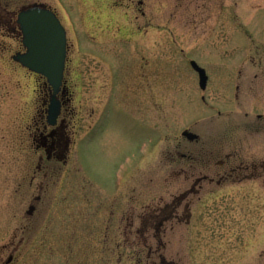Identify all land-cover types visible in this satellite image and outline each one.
Instances as JSON below:
<instances>
[{"label": "rangeland", "instance_id": "1", "mask_svg": "<svg viewBox=\"0 0 264 264\" xmlns=\"http://www.w3.org/2000/svg\"><path fill=\"white\" fill-rule=\"evenodd\" d=\"M32 2L67 28L69 146L52 160L40 147L46 81L13 60L20 40L0 25V264H264V169L258 185L241 184L240 173L216 184L228 152L240 157L232 167L264 161V131L243 120L247 103L226 106L233 90L215 68L225 39L244 43L239 24L264 51V0H12L5 11ZM191 60L211 77L205 91ZM251 72L243 69V101L256 85L264 110V76L250 85ZM192 185L203 188L189 197L192 216L181 207L164 233L158 221L142 232L140 219L152 209L161 216Z\"/></svg>", "mask_w": 264, "mask_h": 264}, {"label": "flooded vegetation", "instance_id": "2", "mask_svg": "<svg viewBox=\"0 0 264 264\" xmlns=\"http://www.w3.org/2000/svg\"><path fill=\"white\" fill-rule=\"evenodd\" d=\"M6 1V0H5ZM10 2L12 0H9ZM9 1L7 0L5 8H8V3ZM33 5H39L35 2H32L30 4H28L27 6L22 5L17 11L13 10L12 12L9 11H5L7 9H5L2 5V3L0 2V9H4V13L2 14V10H0V25L3 24V26H7V30L11 33V35L19 38L20 40V44H21V50L17 51V53H23L25 51L23 45H22V32L20 30V27L17 23V16L18 14L22 11V10H27L29 8H31ZM43 8H47L51 11H53L55 14L56 11L49 8V7H45L43 5H41ZM58 16V14H57ZM15 17V18H14ZM59 17V16H58ZM60 19V18H59ZM235 20V19H234ZM61 21V19H60ZM63 24V23H62ZM214 24V23H213ZM230 24V23H229ZM228 24V25H229ZM64 26V24H63ZM255 26V25H254ZM65 27V26H64ZM249 28L251 27H246L243 28L242 25H237V29L239 30L240 33L239 36L242 37V41L244 42L241 46L240 45H236V44H232L231 43V39H225L226 40V47H229L228 50L226 52H228L227 55H225L224 57V63L222 65H218L215 66V68L217 69H221V70H225L226 71V78L225 80L231 84L230 88L231 90H233V94L232 96H230V94H227L223 97L224 98V102L227 105H229L231 102L230 101H236L239 102L241 104H245L247 103V108H243L245 110L244 114L242 115L243 120H245L247 123L253 122L255 121L257 124L260 123L262 124L257 125L258 127L253 128L254 132L256 134L259 135V133L261 131H264V110H262L263 108V104L262 102H258V98H254L255 95V90H257L258 88H256V85L254 87H252L251 89L253 91H250L247 89V101H243V99H245L243 97V90H242V83H241V79L242 77V73H243V69L246 68H250L253 71H255V75H252L251 72V76H252V82L250 85H253L254 83L257 82L258 78L261 76H264V51H263V45H262V40L260 38H262L261 36H258V34H253L250 33ZM66 32H67V28L65 27ZM237 30V31H238ZM254 30H256V26L254 28ZM215 32L216 31V26L213 25V27L211 28V32ZM214 34V33H213ZM212 33L210 34V38L212 41L213 40V35ZM69 41H68V37H67V56L66 59L68 57V53H69ZM234 48V49H233ZM236 52V53H234ZM16 53V54H17ZM234 53V54H233ZM215 60V58L213 59V61ZM66 71V68H65ZM197 75V74H196ZM264 78V77H263ZM255 80V81H254ZM211 81V77L210 80L208 78L207 84L210 83ZM46 86V90H47V103L45 102V114L43 115L45 117V131H42L40 133V138L39 140L37 139L38 143H40V147L45 151L46 153V157L48 160H52L54 159H60L63 154H65V150L66 148L69 146V139L67 136H65L67 130H68V119H70V114L69 117L68 116H64V118L62 117L63 115V111H69V113L73 112L72 108H69L71 101H72V93L69 91V89L66 87V85L63 83L62 88L60 89L59 93L57 94V98L59 100V103L61 105V112L60 115L56 121V124L54 126H49V124L47 123V109L49 107L50 104V88L49 86L45 83ZM249 88V86H248ZM245 93V92H244ZM250 94V95H249ZM220 96V94L215 92V95L213 97H211L210 102L213 105L216 101V99ZM232 104V103H231ZM243 107V106H242ZM74 108V107H73ZM218 115L221 116L223 115L221 110H218ZM233 113V111H229L227 110L226 116L229 117V120H231V114ZM97 122L99 120V117H97ZM97 125V124H96ZM48 130V131H47ZM93 130V129H92ZM90 130V131H92ZM89 131V132H90ZM184 138V137H183ZM185 140H187L186 138H184ZM188 142H191L189 140H187ZM195 143L198 142L197 141H193ZM192 142V143H193ZM233 152V151H232ZM232 152H228L225 155V159L218 161V165L220 167H224L225 165H229V170L227 173H224L221 176H217L219 177L216 181V184L220 185L222 183H226V181L228 180H233L231 179V176H233L234 174L240 173L242 176L241 178H237L238 182L240 181V183L242 184L243 182H247V181H257L260 179V174L262 173V170L264 169V161L258 162V160L256 158L251 159V160H246V159H242V161H240V165L238 166H234L232 167L233 163L231 162L232 160H237L238 158L240 160V157L237 158L238 154H234ZM181 158L183 159H187V160H192L194 158L193 153H188V154H183L181 153ZM42 157H40L41 160ZM243 158V157H242ZM181 175H184V173H186V171L184 170L183 166H181V168L179 169ZM240 171V172H239ZM203 180L205 181H209L210 183L214 182V178H211L210 175H206L203 177ZM202 181V180H201ZM200 182V181H198ZM234 183H236L234 180L232 181ZM244 184V183H243ZM250 184H247L243 187H247ZM253 185H258V183H253L251 184V186ZM203 188L201 189H196L195 185H192V187L188 188V189H183L182 192L180 193V196L176 197L174 199V202L170 203V204H166V208L165 212L162 213L161 216H153L151 214V210L149 211L150 213H148V215H146L144 217V219H140V222H142L144 229L142 230V232H146L147 230H151L152 227V218L154 217L155 221H158L156 228V233L162 234L164 233V229H165V223L171 219H173L174 217H178L177 213L178 209H180L181 207L184 209V215L185 218H189L190 215L192 216L191 212H190V207H191V200L189 199V197L191 195L196 194V192L200 193L202 192ZM234 190H238V189H234ZM234 190H229L231 193V195H233ZM258 191V190H257ZM245 196H247V193L245 194ZM193 206V204H192ZM232 211V210H231ZM158 218V220H157ZM179 221H183V219L181 220L179 218ZM147 231V232H148ZM162 242V241H161ZM162 247H164V242L161 243ZM164 259L161 260V264H165Z\"/></svg>", "mask_w": 264, "mask_h": 264}, {"label": "water", "instance_id": "3", "mask_svg": "<svg viewBox=\"0 0 264 264\" xmlns=\"http://www.w3.org/2000/svg\"><path fill=\"white\" fill-rule=\"evenodd\" d=\"M22 31V43L26 48L23 54H17L13 60L32 73L43 76L50 86V104L47 111V123L56 124L60 115L61 105L57 98L64 77L66 61V32L56 15L41 6L34 5L27 10H22L17 19ZM191 66L199 76V87L205 90L207 75L203 68L192 61ZM182 136L189 141L198 140L194 133L184 131ZM30 207L28 215L33 213Z\"/></svg>", "mask_w": 264, "mask_h": 264}, {"label": "trees", "instance_id": "4", "mask_svg": "<svg viewBox=\"0 0 264 264\" xmlns=\"http://www.w3.org/2000/svg\"><path fill=\"white\" fill-rule=\"evenodd\" d=\"M150 212H151L152 215H155V210H154V209H152V211H150ZM155 216H158V215H155ZM154 221H155V220H154V217H153V218H152V222L154 223ZM156 234H157V233H156ZM165 264H174V262H172V261H171V262H167V261H165Z\"/></svg>", "mask_w": 264, "mask_h": 264}]
</instances>
